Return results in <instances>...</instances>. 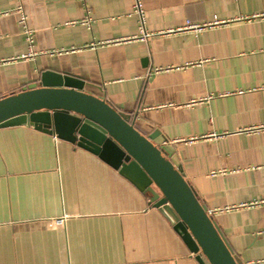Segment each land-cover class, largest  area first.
Here are the masks:
<instances>
[{
  "label": "crops",
  "instance_id": "obj_1",
  "mask_svg": "<svg viewBox=\"0 0 264 264\" xmlns=\"http://www.w3.org/2000/svg\"><path fill=\"white\" fill-rule=\"evenodd\" d=\"M135 1L0 0V98L46 70L81 76L208 210L238 206L212 217L241 264L264 259V203L240 206L264 199V131L243 132L264 124V0H141L144 40ZM146 184L47 130L0 127V264H210Z\"/></svg>",
  "mask_w": 264,
  "mask_h": 264
},
{
  "label": "water",
  "instance_id": "obj_2",
  "mask_svg": "<svg viewBox=\"0 0 264 264\" xmlns=\"http://www.w3.org/2000/svg\"><path fill=\"white\" fill-rule=\"evenodd\" d=\"M40 86L0 98V127L32 125L77 143L116 168L147 179L151 202L167 212L192 250L210 264H241L175 156L130 122V115L85 91L73 73L46 70ZM154 185V187L152 186Z\"/></svg>",
  "mask_w": 264,
  "mask_h": 264
},
{
  "label": "built area",
  "instance_id": "obj_3",
  "mask_svg": "<svg viewBox=\"0 0 264 264\" xmlns=\"http://www.w3.org/2000/svg\"><path fill=\"white\" fill-rule=\"evenodd\" d=\"M133 12L135 14H137L140 18V27H139V31H140V35L137 38H141V39H147L151 36V33L149 31H147L146 26H145V12H144V5L142 3L141 0H136L135 4H134V9ZM26 17L24 15L21 16V22L23 24V33L25 35V39L29 44V47L31 48L32 43H33V31L26 26ZM91 21L92 18L88 17L84 20H82V23L85 25L90 26L91 25ZM186 27L187 28H191V29H195V30H201L204 26L200 25V24H196V23H192L191 21H187L186 23ZM24 56V55H23ZM264 131V124L263 125H259V126H254V127H249L243 130V132L246 133H256V132H261ZM264 203V199H257V200H253L250 201L249 203L240 205V206H255V205H259ZM238 206H227L224 208H215V209H209L208 213L209 215H214L215 213H220V212H224V211H229L231 209H235ZM63 223V219L59 218L56 220H49L46 222V226L48 228L52 227L53 225H59ZM244 264H264V259H260V260H253V261H247Z\"/></svg>",
  "mask_w": 264,
  "mask_h": 264
}]
</instances>
